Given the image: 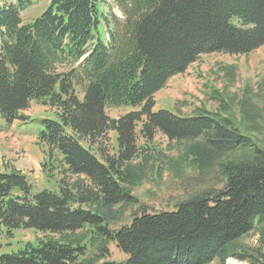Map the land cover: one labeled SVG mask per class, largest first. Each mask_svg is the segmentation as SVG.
I'll list each match as a JSON object with an SVG mask.
<instances>
[{
	"label": "trees",
	"instance_id": "trees-1",
	"mask_svg": "<svg viewBox=\"0 0 264 264\" xmlns=\"http://www.w3.org/2000/svg\"><path fill=\"white\" fill-rule=\"evenodd\" d=\"M31 5L0 1V131L24 119L32 101L52 109L33 121L42 172L56 189L33 190L13 166L0 171V236L43 234L0 252V264H209L231 256L264 264L260 248H232L264 220V150L220 112L154 109V95L200 55L264 46V0H49L23 23ZM107 106L132 109L111 118ZM157 133L196 140L198 165L237 147L252 148L253 158L222 163V188L112 229V208L136 201L131 190L148 156L138 161ZM110 241L124 259L104 260Z\"/></svg>",
	"mask_w": 264,
	"mask_h": 264
},
{
	"label": "rangeland",
	"instance_id": "rangeland-1",
	"mask_svg": "<svg viewBox=\"0 0 264 264\" xmlns=\"http://www.w3.org/2000/svg\"><path fill=\"white\" fill-rule=\"evenodd\" d=\"M0 1L9 3L13 0ZM48 1L32 0V5L20 12L22 22L38 17ZM112 9L121 16L116 6L113 5ZM218 96L223 100L225 111H221L223 108ZM154 99L155 110L166 109L181 116L193 115L201 109L227 115L239 130L251 137L253 144L264 150V46L244 55L202 54L183 74L169 78ZM130 109L107 106L105 111L109 117L116 118ZM52 112V109L32 101L22 112L24 119L14 121L8 129L0 132V171L13 166L26 176L35 191L56 189L42 172L43 154L36 144L37 126L33 121L52 116ZM108 138L112 148L115 146V134L110 132ZM195 144L196 140L170 142L157 133L153 142L146 146L150 150L145 151L138 161L148 156L142 163L139 181L131 190L136 201L112 208L118 219L110 222V228L129 223L132 216L141 211H171L181 201L222 188L225 182L222 163L251 159L254 153L252 148L237 147L215 154L206 164L198 165L193 162V152H190ZM41 237L42 233L32 229H16L13 237L0 236V252L16 250ZM108 247L109 254L104 260L120 261L126 257L114 242L110 241ZM232 248L237 251L246 249L250 254H255L254 250L260 248L264 253V220L235 241ZM253 261L255 263L240 261L231 256L224 263L214 259L209 264H260Z\"/></svg>",
	"mask_w": 264,
	"mask_h": 264
}]
</instances>
